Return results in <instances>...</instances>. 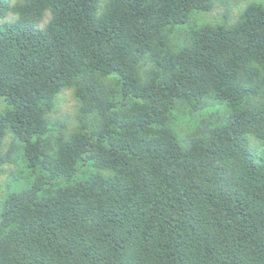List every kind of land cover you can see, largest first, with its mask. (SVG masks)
Listing matches in <instances>:
<instances>
[{"label":"trees","instance_id":"trees-1","mask_svg":"<svg viewBox=\"0 0 264 264\" xmlns=\"http://www.w3.org/2000/svg\"><path fill=\"white\" fill-rule=\"evenodd\" d=\"M217 1L0 0V173L16 150L31 174L0 264H264V5L170 43ZM68 88L80 123L52 138ZM209 100L227 114L184 142L177 110Z\"/></svg>","mask_w":264,"mask_h":264},{"label":"rangeland","instance_id":"rangeland-1","mask_svg":"<svg viewBox=\"0 0 264 264\" xmlns=\"http://www.w3.org/2000/svg\"><path fill=\"white\" fill-rule=\"evenodd\" d=\"M12 6L21 0H6ZM251 3H260L264 5V0H218L212 11L197 12L193 14L190 21L184 25L176 26L170 36V43L177 48L183 43L186 33L190 28L204 24L225 23L233 25L237 23L245 7ZM15 18L11 13L7 14L5 20L11 21ZM50 19V14L46 13L43 23L44 26ZM3 20V21H5ZM5 102L0 98V112L5 109ZM79 102L75 98L74 91L71 88L63 90L56 96L53 110L48 114L51 127V137H57L60 134L67 135L75 129L80 123ZM228 112L225 104L216 101H204L201 105L193 108L190 105H182L177 110L174 117V129L180 138L186 142L191 136L200 134L209 124L218 123ZM11 136L4 143V152L15 148ZM13 162L3 166L0 173V205L3 199L11 192H14L26 185L31 179L30 171L25 167L20 153L15 150Z\"/></svg>","mask_w":264,"mask_h":264}]
</instances>
